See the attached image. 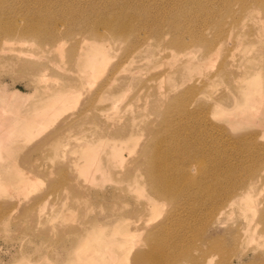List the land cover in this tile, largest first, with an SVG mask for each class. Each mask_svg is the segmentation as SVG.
I'll list each match as a JSON object with an SVG mask.
<instances>
[{"label": "rangeland", "instance_id": "1", "mask_svg": "<svg viewBox=\"0 0 264 264\" xmlns=\"http://www.w3.org/2000/svg\"><path fill=\"white\" fill-rule=\"evenodd\" d=\"M7 1L21 9L15 13L24 18L26 8H33L40 0ZM42 1L47 6H63L55 16L62 23L69 15L79 17L71 18V33L55 29L58 38L53 46L40 37L27 41L29 50L20 52L14 50L19 41L0 36V118L17 125L24 118L41 119L26 142H15L7 151L0 148V154L5 151L0 162L4 165L0 181L5 184L0 186V264H130L134 252L153 246L155 240L147 233L158 229L160 226H153L166 216L185 222V238L176 239L177 243L171 240L169 252H173L174 243L182 254L186 251L172 258L170 264H264V4L247 0L248 8L238 13L239 0H229L226 5L224 0H198L202 1L200 6L183 10L176 17L182 23V38L187 37V44L181 45L173 42L177 33L169 28L163 12L185 0H123L139 17L148 7L143 20L153 25L158 22L155 27L163 30L164 39H158L155 31H144L140 39L130 35L126 41L105 44L113 52L98 54L106 65L92 72L91 66L73 62L70 53L71 48L95 51L98 46L91 34H79V25H87L81 12L118 0ZM207 6H217V10L207 16L203 12ZM194 10L199 19L189 24L198 16ZM78 38L83 41L74 47ZM214 42L212 50L210 44ZM124 48L130 50V56H124ZM256 73L259 76L253 79ZM72 84L84 85L85 91L72 93L70 103L64 105L62 93L57 92ZM191 86L199 90L194 88L198 92L190 97ZM181 98L189 101L192 109H204L207 122L201 124L198 116L184 115L182 121L188 125L168 131L165 121L178 117L173 106ZM199 102L202 108L197 107ZM58 117L67 118L66 123ZM147 124H151L147 127L150 131L145 129ZM171 132L188 136L209 150L205 156L192 152V158L173 157L181 164L186 162L184 168L196 177L185 178L187 186L217 182V189L224 190L232 180L238 186V182L252 179L251 198L241 204L234 202L219 214L221 209L207 211L192 197L194 194H180L172 202L150 197L145 154L158 134L164 137ZM242 136H248L251 144L240 142ZM176 151L187 152L184 147ZM254 169L258 172L253 173ZM63 176H68L66 181ZM256 204L260 213L256 220L260 221L252 223ZM139 209H143L139 221L122 219L127 211ZM126 224L137 230L128 235L123 230ZM188 224L191 227L187 228ZM93 232L96 237L91 236Z\"/></svg>", "mask_w": 264, "mask_h": 264}, {"label": "bare ground", "instance_id": "2", "mask_svg": "<svg viewBox=\"0 0 264 264\" xmlns=\"http://www.w3.org/2000/svg\"><path fill=\"white\" fill-rule=\"evenodd\" d=\"M258 1L261 2L262 4H264V0H258ZM36 2H39V3L36 6H34L33 8H30L31 11H30L29 8H26V10H28V12L26 13L25 17L23 18V17H20L23 14L20 15L19 13H17V14L15 13V12L21 11V9H17V6L14 7L15 5H13V6L9 5L10 3L8 4L7 0L6 1L5 0H0V12H1L0 13V36H1L2 39H5L6 41L7 40L19 41L20 45L18 47H16L14 50H17V51H20V52L21 51H28L29 48H28V46H26L28 44L27 41L32 40V39L33 40H37V38H40V37L43 38V41H44L45 44H50L49 46H53L55 44V42L57 41V38H58L57 36H54L55 29H59V31L63 32V33H71L72 32V27H71V21L70 20H71V18L79 17L78 15L77 16L69 15V17L66 20H64V22L62 23V22H60L58 20V18H55L57 13L62 12L64 10L62 5L57 4L55 6H47L46 4L43 3L42 0L36 1ZM228 2H229V0H224V5H226ZM201 4H202V1L185 0V2L183 4L176 5V6L172 7L170 10H165L163 12L164 15L169 19V22H168V24L170 25L169 28L173 31V33L174 32L177 33V35L173 39L174 43H179L181 45H183V44L186 45L187 44V42H186V38L187 37L186 38H182V32H183L182 23L176 17H178L183 10H186L188 8H192V7H195V6H200ZM207 4H209V3H207ZM23 5H24V3H23ZM238 5H239V8H237V10H236L238 13H243L248 8L247 0H239ZM126 6L129 7V4L127 2H125V1H123V0H118L116 2H109V3H108V1H106V4L103 5V6H92L91 7V11L83 10L81 12L83 14L81 16H84V19L82 21L83 22H87V25L83 26L84 23H82V25H79L80 26L79 27L80 28L79 34H81L83 31L85 33L91 34V36L94 39V41L96 43H98V46H97L95 51H91V49H88V48L85 49L84 51L82 49H73V48H71L70 49V53H72V56H73L72 61L73 62H76V63L77 62H82V65L85 68H89L91 66L92 72H96L97 69L103 68L106 65V60L103 59L102 57H99L98 54H102L103 52H106V53H112L113 52L112 48L104 47L105 44H109V43L116 42V41H126V40L129 39L130 35H137V36H139V39H140L142 36H144V33H143L144 31H151L152 34H153V31H155L156 32L155 35L158 37V39H164L163 35H162L163 34V30L158 28V27H155V25L158 24V22H156V24L153 25L149 21L145 22L143 20L144 18H147L148 7L144 8L145 15L143 14V16L139 17V15L130 12V10H128L126 8ZM154 7L159 8V6H157V5L154 6ZM14 8H16L17 10H15ZM13 9H14V13L15 14L14 13H10V12L13 11ZM215 9L217 10V6H210V7L207 6V7H205L203 9V12L207 16H210L214 12ZM224 11H225V9L223 8L221 10V13H224ZM21 13H23V11ZM192 13H196L198 16L196 15L197 17H196L195 21L189 22V24H196L197 23L196 21L199 19V13L197 12V10H194ZM192 15H194V14H192ZM22 18L24 20H22ZM191 37L193 39H196L194 36H191ZM75 38H76V36H75ZM188 38H190V37H188ZM79 41L81 42V41H83V39L82 38H78L77 41L75 43H73L72 45L75 47L76 45H78ZM210 45H211L210 49H212V48L215 47L214 45H216V43L214 42V43H211ZM212 45H213V47H212ZM38 47L42 48L43 46L38 44ZM212 50H210V51H212ZM210 51H208V52H210ZM124 52H126V54H124V56H126V55H127V57L130 56V55H128V54H130V50L128 48H124ZM127 57L125 59H127ZM26 63L30 64V65H33V63H28V62H26ZM221 68L225 69L224 66H221ZM152 74H151V76H152ZM159 74H160V72H159ZM161 74H163V73H161ZM86 75L90 76V72L88 71V73H86ZM258 76H259V73H256V76L253 79H255ZM149 77H148V79H149ZM243 78L245 80H247L248 77H243ZM156 79H157V77H156ZM159 79H160V77H159ZM205 80H207V79L205 78ZM153 83H155V82H153ZM106 84L107 83L105 82L104 85H106ZM196 84H201V82L200 83L198 82ZM148 85H150V87H152L151 84H148ZM145 86L146 85L144 84V87ZM249 86L250 85L247 83V87H249ZM196 87H198V86H196ZM196 87H194V88H196ZM190 88H191L190 94L192 92L190 97L191 96H195V91H197L199 89L196 88L197 90H195L194 88H192V86ZM84 91H85L84 85L77 86V85L72 84V85L69 86V89L59 90V92H57V93H60V94L62 93V96L65 99L63 104L64 105H68L70 103V101H71L72 93L79 94V93H83ZM185 91H186V89L184 90L183 93H185ZM188 92L189 91H187V93ZM246 92H248V91H246ZM139 94H140V92H139ZM139 94H137V95H139ZM169 94H171V93L169 92ZM58 96H59V94H57L56 97H58ZM216 97H218V96H216ZM193 98L194 97H192L191 100H194ZM139 99H140V97H139ZM246 100H249L248 96L246 97ZM54 102H56V101H54ZM188 102L189 101H186L185 98H181L180 100H177V102L174 104L173 110L178 112L177 113L178 117L177 118H175V117L167 118L166 117L167 119H166L165 122H166V128L168 129V131H169V129L173 130V129L177 128L178 125L187 126L188 123L182 121V117L184 115L191 116L193 118H197V116H198L201 119L200 120L201 124L204 123V122L205 123L207 122V116H208L207 114L208 113H206V111L203 112L204 109L203 110H196L197 108L196 109L195 108L194 109L190 108ZM3 103H5V102H3ZM207 104L209 105L210 103H207ZM200 106H201V102H199L197 107L199 108ZM202 106H201V108H202ZM206 107L209 109L208 106H206ZM152 108H154V107H152ZM60 110H63V109L61 108ZM100 110H102V109H100ZM196 111H198V112L196 113ZM106 112L107 111L105 109V113ZM2 113H5V112H2ZM68 115L66 116L67 118L70 117ZM70 115H71V113H70ZM103 115H105V114H103ZM91 117H93V116H91ZM67 118L66 119H62L61 118L63 120V122H62V120L59 117H58L57 120L60 119L62 123H66ZM46 119L48 120V118H46ZM93 119H92V122H94ZM21 120H20L19 124L17 125L14 122L6 121L5 119L0 118V148L4 147L5 151H7L15 142H16V144L26 142L27 138L30 135H32L33 130L35 128V124L37 122H39L41 119L40 118H35V119H31V118L30 119H28V118L26 119V118H24V119H21ZM99 121H101V120H99ZM148 124H147L145 129H147L148 126L150 128L151 124L150 125H148ZM70 126H71V124H70ZM111 126H113V125H111ZM65 127L67 128L68 126L66 125ZM65 127H63V128H65ZM82 129H83V127H82ZM148 129H147V131H150ZM103 131H107V130H103ZM146 132H144V134ZM152 132L153 131H151V133ZM104 133H106V132H103L102 134H104ZM127 133H129V132H127ZM46 134H48V132ZM107 134L108 133H106V136H108ZM112 134L113 133H111L110 135H112ZM123 134H125V132ZM54 135H55V133H54ZM114 135H115V133H114ZM120 135L118 134L119 137H120ZM126 135H128V134H126ZM100 136H102V135H100ZM156 136L154 137L155 140L157 138ZM158 136H159V138H158V140H156L155 144L152 145L153 147L149 148V150L147 149L148 151L145 154L147 156V158H148L147 159L148 160L147 163L146 164L143 163V164H145L147 172H148L147 177L149 178L148 183L150 184L149 185V188H150L149 190L151 191V196L150 197L161 198L159 200H163V201L167 200L168 202L169 201L172 202L180 194H186V195L194 194L192 197L194 199H199V201L201 202V204H203V206H205V209H207V211H213L216 208H219V209L222 210L219 214H222L231 205L233 206L234 202H237L238 204H241L244 200L246 201L248 198H251V194L252 193H251V188H249V186H250V184H252L254 182L252 179L250 181L249 180H245V181L242 180L240 183L238 182V186L236 185L237 182L235 180H232L231 183L224 190L219 189V187L217 189V187H216L217 182L215 184H209L207 186H204L205 183L200 181V183L193 182L195 188H192L191 186H187L189 184V182L185 183V182H183V180L185 178H189L190 179V176L193 179H196V177L191 174L190 169L189 170L185 169L186 168L185 165L187 164L186 162L181 164L178 159H173V157H183L185 159H188V157L192 158V152H194L193 153L194 155H203V156H205L209 150H207L206 145H205V150H203V148L201 146H197L193 142L192 138H189L188 136H182V137L180 136L179 137L173 132H171L169 135L166 134V136H164V137L163 136L160 137L159 134H158ZM112 137H114V136H110L108 138L111 139ZM119 137H117V138H119ZM123 138H121V139L123 140ZM180 138L183 140V142L181 141ZM240 142H244L245 144L247 143V145L251 144L248 136L240 137ZM153 143H154V140H153ZM255 144H256V142H255ZM27 145L25 146L24 150L27 149L26 148ZM29 146H31V145H29ZM124 146H125V144H124ZM140 146H139V148H140ZM120 147H122V145ZM180 147H184L187 152L176 151ZM139 148H138V150H139ZM9 151H8V154H10ZM4 152L2 154H0V162L4 161L3 160L5 158ZM22 152H24V151H22ZM22 152L20 151V153H22ZM87 155H89V154H87ZM22 159H23V156H22ZM3 166H4L3 164H0V168L1 167L3 168ZM4 169H7V168L4 167ZM22 169H19V171L22 170ZM34 169L35 168H33V171H34ZM30 170H32V169H30ZM16 171H18V170H16ZM33 171L32 172L30 171V172L33 173ZM38 171H39V168H38ZM257 172H258V169H254L253 170V173H257ZM34 173H38V172H36V169H35ZM17 174L19 175V173H17ZM35 175H37V174H35ZM30 176H32V175H30ZM25 177L27 178V176H25ZM215 177H217V175H215ZM36 178H38V177H36ZM67 178H68V176H63L62 179H63V181H66ZM27 181H25L24 183L26 184ZM70 181H69V183H70ZM17 182H18L17 183V185H18L19 181H17ZM30 182H33V181H30ZM29 185H31V184H28V186ZM73 185H75V183ZM0 186H5V184L2 181H0ZM31 186H35V185H31ZM31 186H30V188L34 189ZM79 187H81V185ZM76 188H78V186L75 187V189ZM27 197H29V196H27ZM179 204H180V206H178L177 211H179V209L181 207V202ZM22 205H24V204H22ZM258 207H259L258 204H256L255 207H254V210H253V213H252V223H253V221L255 223L258 221V220H256V217L260 214V213H258L259 211L258 212L256 211ZM142 210L143 209H139V211L133 210V211H131V213L129 212L130 211L129 210V211H127V213L123 214L122 219L126 221V218H131V219L134 220V222H135V220L139 221L140 220L139 216H142V214H141ZM10 212H11V210H10ZM33 213H34V211H33ZM11 215H13V214H11ZM35 216L33 215V217H35ZM134 216H138V218L135 219V218H133ZM263 216H264V212H263ZM33 217H31V218H33ZM250 221H251V219H250ZM171 225L174 227V228L172 227L173 228L172 231L170 230V226ZM184 225H185V222H184L183 219H179L177 217L175 218L174 216L173 217L166 216L161 221V223H158V224L156 223L155 226H153V227H159L160 226L158 229L156 228L157 231H156V229L152 228L153 230H150L147 233V236L149 238H154V240H155L153 246L151 245V248H149V249H147L145 251H140V250L138 251L137 250L136 252H134L135 254H132L133 256H131L129 258V260H131L130 264H170L169 261L172 260V258H175L177 256L183 255L186 250L184 249V252L182 254V250L180 248H178L179 245L176 244L177 243L176 239L181 238L183 236L182 234L185 233V232L182 233V230L185 228ZM186 227L188 228V227H191V226H189V224H188ZM123 230L126 231V233L128 235H131L134 230H137V228L128 227L127 224H126L125 227L123 228ZM95 233L96 232H93L91 236L92 237L93 236L96 237ZM184 238H185V236H183L181 238V240L184 239ZM171 240L176 242V243H174V245L172 244L173 245L172 246L173 247V252L171 251L172 253L169 252V245L171 244ZM180 242H178V243H180ZM181 245H183V244H181ZM131 247H130V249H131ZM170 253L172 255H170ZM210 262H211V259H210ZM196 264H199V263H196Z\"/></svg>", "mask_w": 264, "mask_h": 264}]
</instances>
